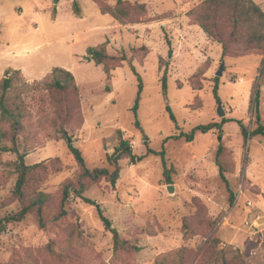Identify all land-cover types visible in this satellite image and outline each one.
Listing matches in <instances>:
<instances>
[{
  "label": "rangeland",
  "instance_id": "1",
  "mask_svg": "<svg viewBox=\"0 0 264 264\" xmlns=\"http://www.w3.org/2000/svg\"><path fill=\"white\" fill-rule=\"evenodd\" d=\"M203 1L0 0V80L20 71L7 97L23 114L18 144L26 164L41 163L27 192L50 195L43 227L36 207L5 224L0 264H264V137L244 142L239 127L256 126V87L264 123V51L240 38L222 57L221 45L189 14ZM254 1L264 10V0ZM118 2L128 16L101 12ZM222 23L229 25L224 14ZM102 43L108 54L126 57L109 73L87 58V48ZM130 64L143 82L135 112L138 76ZM54 67L75 78L80 108L66 134L89 168L109 167L118 130L136 156L144 155L120 159L114 188L86 180L83 197L71 193L63 215L61 187L77 165L62 133L61 95L45 85ZM222 118L220 134L170 138ZM15 159L0 153V220L20 209L12 196L16 174L5 164ZM99 208L137 250H114Z\"/></svg>",
  "mask_w": 264,
  "mask_h": 264
},
{
  "label": "trees",
  "instance_id": "2",
  "mask_svg": "<svg viewBox=\"0 0 264 264\" xmlns=\"http://www.w3.org/2000/svg\"><path fill=\"white\" fill-rule=\"evenodd\" d=\"M100 10L102 13H111L117 19L119 18V14L128 16V12L123 6H121V2H118L114 10H107L103 6L100 7ZM189 14L208 36L212 37L221 45L222 57L229 54L232 44L240 38L244 39L249 48H257L264 51V10L254 0H204L197 8L192 9ZM222 14L225 15V18L229 23L228 26H223L224 24L222 23L221 27H219L218 20H221ZM228 28L230 29L229 32H227ZM86 52L87 58L92 60L95 64L101 65L106 73H109L111 69L119 66L126 60L124 55L118 57L116 55L108 54L105 43L91 46L87 48ZM130 69L138 76V73L132 64H130ZM19 73V70H14L11 74L7 72L5 77L0 80V153L12 152L16 155L15 160L6 162L5 164L10 166L16 174V182L12 191V196L20 203V209L16 214L7 215L0 220V234L4 230L7 222L23 220L33 207L37 208L38 222L39 225L43 227L45 207L50 200V195L48 193L42 191L27 192L31 174L36 167L41 165V163L32 165L26 164V153L25 151L20 150L18 144L19 137L21 136L24 127L23 114L18 106L9 103L7 93L13 86L14 75H18ZM161 82L162 89L165 93V73L161 78ZM39 84L40 83H36L35 85ZM45 85L50 91H56L61 95V100L58 99V109L61 110V124L65 126L62 133L68 140L69 151L73 155L77 165V171L74 177L66 180L61 187L59 207L60 213L63 215L65 214V207L68 204V199L71 193L83 197L82 194L87 188L85 183L86 180L96 183L105 179L109 182L110 186L114 188L121 169L119 164L120 159L127 157L130 159V162L133 163L136 159H142L144 155L136 156L132 151L129 141L124 139L122 132L118 130L117 144L114 146L113 152L106 156L109 167L89 168L81 150L72 144L69 136L66 134V125L71 123L74 115L79 112L80 108L79 93L77 92V86L73 74L65 68L54 67L51 71V79L45 82ZM142 87V79L138 76V91L133 106L134 112L138 108ZM213 92L215 95L217 94V85L213 87ZM258 104L259 90L256 87L253 95V104L251 105V109L255 110L257 116L256 126L252 130H249L241 121L239 122L244 142L255 135H261L264 137V123L260 122ZM166 109L170 113L171 119L174 120V116L168 105L166 106ZM226 122L227 120L222 118L220 122L201 124L187 133L180 132L172 135L170 138L179 139L184 137L187 141H192L195 138L196 133H207L213 129H216L218 134H220L222 131V125ZM135 123L138 125L137 120ZM146 142L147 141H145V143ZM221 149L222 146L220 144L217 148L216 156L220 154ZM148 152H150L149 149H147V153ZM219 168L221 177L226 181L220 166ZM168 171L169 168L164 165V173L166 176ZM84 199L90 201L88 198ZM98 211L105 227L110 230L113 235L114 250L138 249L137 246L122 240L118 231L111 226L110 220L102 214L100 208ZM172 264H182V261L180 260L179 262Z\"/></svg>",
  "mask_w": 264,
  "mask_h": 264
},
{
  "label": "water",
  "instance_id": "3",
  "mask_svg": "<svg viewBox=\"0 0 264 264\" xmlns=\"http://www.w3.org/2000/svg\"><path fill=\"white\" fill-rule=\"evenodd\" d=\"M223 70H224V62L222 61L220 66H219V68H218V70L216 71V76L222 75ZM218 114H219V116H223L224 115V111L222 110L220 104H219V107H218ZM167 190H168L169 193L173 192V189H172L171 186H167Z\"/></svg>",
  "mask_w": 264,
  "mask_h": 264
}]
</instances>
